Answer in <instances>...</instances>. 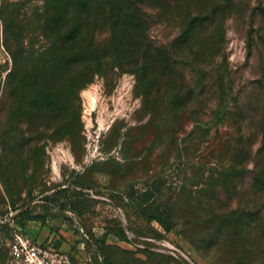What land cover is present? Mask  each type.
Returning <instances> with one entry per match:
<instances>
[{"label":"rangeland","instance_id":"rangeland-1","mask_svg":"<svg viewBox=\"0 0 264 264\" xmlns=\"http://www.w3.org/2000/svg\"><path fill=\"white\" fill-rule=\"evenodd\" d=\"M13 228L264 264V0H0V264Z\"/></svg>","mask_w":264,"mask_h":264},{"label":"built area","instance_id":"built-area-1","mask_svg":"<svg viewBox=\"0 0 264 264\" xmlns=\"http://www.w3.org/2000/svg\"><path fill=\"white\" fill-rule=\"evenodd\" d=\"M8 264H72L50 241L40 243L19 229L11 230Z\"/></svg>","mask_w":264,"mask_h":264},{"label":"crops","instance_id":"crops-1","mask_svg":"<svg viewBox=\"0 0 264 264\" xmlns=\"http://www.w3.org/2000/svg\"><path fill=\"white\" fill-rule=\"evenodd\" d=\"M29 236V235H28ZM33 239V238H32ZM34 240H36V241H40L41 240V242H43V241H45V238L44 239H41V234L40 235H38L36 238H34ZM55 247H57L60 251H62L63 252V247H64V245H60V246H55Z\"/></svg>","mask_w":264,"mask_h":264},{"label":"water","instance_id":"water-1","mask_svg":"<svg viewBox=\"0 0 264 264\" xmlns=\"http://www.w3.org/2000/svg\"><path fill=\"white\" fill-rule=\"evenodd\" d=\"M27 208H24L22 210H19L16 214H14L12 217H11V220L13 221L15 218H17L18 216H20Z\"/></svg>","mask_w":264,"mask_h":264},{"label":"trees","instance_id":"trees-1","mask_svg":"<svg viewBox=\"0 0 264 264\" xmlns=\"http://www.w3.org/2000/svg\"><path fill=\"white\" fill-rule=\"evenodd\" d=\"M16 221V220H15ZM15 221H13L12 223H15ZM57 248V247H56Z\"/></svg>","mask_w":264,"mask_h":264}]
</instances>
